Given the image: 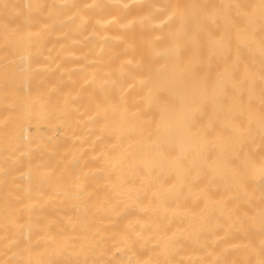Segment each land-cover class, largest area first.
Segmentation results:
<instances>
[{"label": "bare ground", "instance_id": "obj_1", "mask_svg": "<svg viewBox=\"0 0 264 264\" xmlns=\"http://www.w3.org/2000/svg\"><path fill=\"white\" fill-rule=\"evenodd\" d=\"M264 0H0V264H264Z\"/></svg>", "mask_w": 264, "mask_h": 264}, {"label": "snow or ice", "instance_id": "obj_2", "mask_svg": "<svg viewBox=\"0 0 264 264\" xmlns=\"http://www.w3.org/2000/svg\"><path fill=\"white\" fill-rule=\"evenodd\" d=\"M262 174H264V166H262Z\"/></svg>", "mask_w": 264, "mask_h": 264}]
</instances>
